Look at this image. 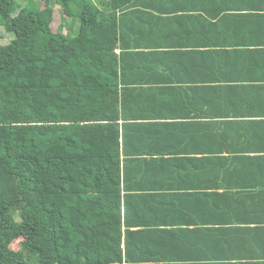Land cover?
<instances>
[{
    "label": "trees",
    "instance_id": "obj_1",
    "mask_svg": "<svg viewBox=\"0 0 264 264\" xmlns=\"http://www.w3.org/2000/svg\"><path fill=\"white\" fill-rule=\"evenodd\" d=\"M23 1L0 0V41L2 28L14 37L0 42V264H253L252 249L244 255L229 245L237 221L222 213L232 204L228 164L239 156L221 148L184 170L163 157L135 165L127 150L120 74L131 53H145L134 37L141 29L129 20L143 25L144 10H153L147 0ZM41 1L76 19L77 31L55 32L54 8L42 9ZM221 137V147L228 146V136ZM194 173L218 180L195 194L199 204L186 203L218 209L202 223L212 228L131 230L140 217L129 214L133 207L183 206L136 194L133 176ZM20 238L25 242L14 250ZM145 239L154 245H136ZM137 251L142 257L135 260ZM191 252L204 256L182 262Z\"/></svg>",
    "mask_w": 264,
    "mask_h": 264
},
{
    "label": "crops",
    "instance_id": "obj_2",
    "mask_svg": "<svg viewBox=\"0 0 264 264\" xmlns=\"http://www.w3.org/2000/svg\"><path fill=\"white\" fill-rule=\"evenodd\" d=\"M145 5L153 10H144L143 25L129 20L141 29L134 37L143 40L138 51L145 53H131L120 74L121 87L127 88L121 107L127 150L138 159L135 165L147 167L154 165L151 158L163 157L184 170L221 148L224 156H239L228 164L234 169L228 180L232 204L222 210L237 221L229 245L240 246L244 255L249 247L252 263L264 264V0H147ZM132 183L138 195L183 201L178 208H131L129 214L144 221L131 225L132 231L213 227L202 223H210L218 209L186 206L201 199L195 194L202 195L203 187L218 183L213 177L143 174ZM157 221L168 224L156 226ZM142 244L154 241L136 242ZM183 255L182 262L204 256ZM133 257L141 259L140 251Z\"/></svg>",
    "mask_w": 264,
    "mask_h": 264
},
{
    "label": "rangeland",
    "instance_id": "obj_3",
    "mask_svg": "<svg viewBox=\"0 0 264 264\" xmlns=\"http://www.w3.org/2000/svg\"><path fill=\"white\" fill-rule=\"evenodd\" d=\"M19 2L21 3V5H24L23 0H19ZM40 4H41L42 9L48 7L50 4L54 8V17H53L52 26L55 32H62L65 35H68V34L71 35L74 33V31H77L78 22L76 21V19L72 20V19H68L64 17L62 13V9L55 2L51 1L49 4L48 1H43V2L41 1ZM1 31H2V34L4 35V39H2L0 42L2 44H8L14 38L13 35H10L7 32H5L3 28L1 29ZM14 214L17 219L20 218L19 210H15ZM24 242H25L24 239L20 238L14 242V244L12 245V248L14 250H19L21 246L24 244Z\"/></svg>",
    "mask_w": 264,
    "mask_h": 264
}]
</instances>
